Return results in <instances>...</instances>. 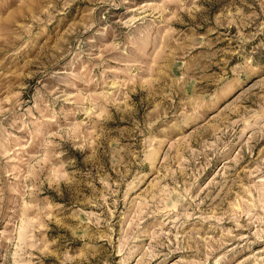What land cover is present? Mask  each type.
Wrapping results in <instances>:
<instances>
[{
    "label": "rangeland",
    "instance_id": "rangeland-1",
    "mask_svg": "<svg viewBox=\"0 0 264 264\" xmlns=\"http://www.w3.org/2000/svg\"><path fill=\"white\" fill-rule=\"evenodd\" d=\"M0 264H264V0H0Z\"/></svg>",
    "mask_w": 264,
    "mask_h": 264
}]
</instances>
